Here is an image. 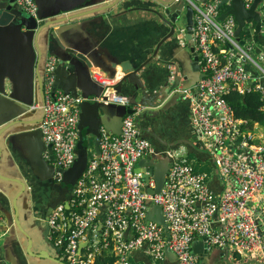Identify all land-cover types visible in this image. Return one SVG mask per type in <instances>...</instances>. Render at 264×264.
I'll return each instance as SVG.
<instances>
[{
    "label": "built area",
    "instance_id": "built-area-1",
    "mask_svg": "<svg viewBox=\"0 0 264 264\" xmlns=\"http://www.w3.org/2000/svg\"><path fill=\"white\" fill-rule=\"evenodd\" d=\"M242 1L250 9L255 0ZM188 2L194 10L188 43L197 53L202 78L193 89L181 92L191 101L193 138L212 159L222 191L210 188L207 176L194 169L185 148L157 150L141 134L136 118L143 108L135 107L133 114L124 116L119 135L101 129L97 155L87 162L69 202L56 207L48 219L50 240L68 264H96L104 254L113 257L114 264H133L131 253L139 249L154 264H162L167 252L175 257L174 264H202L192 251L202 239L208 252L235 253L241 264H260L264 258V209L252 206L264 193V141L254 135L255 127L234 116L225 100L234 88L241 96L256 92L264 102V51L247 47V37L242 36L248 34L247 28L240 34V45L232 16L218 21L222 0ZM15 3L28 17H37L34 0ZM224 6L230 9L229 4ZM260 9L264 0L255 11ZM260 21L262 34V16ZM177 32L185 36L186 29L181 26ZM57 65L56 58L45 59L43 101L34 109L42 113L38 128L52 150L55 176L61 179L62 172L76 162L81 100L53 91ZM92 77L102 89L99 102L129 107V101L115 92L119 78L108 79L99 72ZM160 157L170 165L162 190L153 194L149 191L155 189L154 177L136 166L145 158ZM153 206L161 209L165 229L147 220Z\"/></svg>",
    "mask_w": 264,
    "mask_h": 264
},
{
    "label": "crops",
    "instance_id": "crops-1",
    "mask_svg": "<svg viewBox=\"0 0 264 264\" xmlns=\"http://www.w3.org/2000/svg\"><path fill=\"white\" fill-rule=\"evenodd\" d=\"M36 2V18H30L20 10L21 13L15 16L5 13L8 17L1 20L5 23L0 31V176L5 178L0 179L1 263L50 264L48 260L31 259L26 253L25 239L14 221L12 202L15 200L20 226L25 229L34 223L39 227L37 231L34 227L33 236L42 243L40 250L48 256L46 259L64 261L58 249L55 248V252L48 250L49 244L53 245L50 229L43 238L45 229L49 228L48 219L56 207L69 202L87 162L97 155L99 128L104 126L117 136L127 110L135 107L143 108L136 122L143 130L141 134L159 151L185 148L189 155L195 156V159L189 156L192 163L199 162L202 169L206 168V163H211L214 170L210 174L207 170L201 172L207 176L210 188L221 193L223 183L213 161L204 149L197 146L191 132L190 98L181 92L197 86L202 74L193 68L188 41L179 40L175 35L161 44L169 27L154 13L160 10L159 0ZM61 28L59 34L53 33ZM65 49L75 50L83 57H74ZM49 56L56 58L58 69H70L73 80L67 81L63 77V81L67 82L66 88L81 100L76 161L81 154L79 144L84 147L87 159L85 168L78 170L73 183L67 175L73 166L62 172L61 179L55 176L53 154H49L44 146L38 129L42 113L34 109L43 101L41 82L44 62ZM80 59L85 60L89 68ZM123 63L134 68L143 66L136 76L137 85L132 86L130 82L123 85L121 96L129 101V107L99 102L101 87L93 80L92 74L99 72L106 78L117 76L120 77L119 83L126 77ZM175 68L180 83L179 94L174 92L164 108L158 107L157 93L167 85L168 76L174 74ZM253 133L264 141V131L260 127L256 126ZM159 159L167 160L165 157ZM138 163L136 168L141 173L148 169V165L139 167ZM252 206L253 209H264V193ZM203 251V245L198 244L193 252L202 254ZM130 258L133 264H154L142 249L133 251ZM174 263L175 257L167 252L162 264ZM204 264H241V261L236 259L235 253L212 249ZM260 264H264V258Z\"/></svg>",
    "mask_w": 264,
    "mask_h": 264
},
{
    "label": "water",
    "instance_id": "water-1",
    "mask_svg": "<svg viewBox=\"0 0 264 264\" xmlns=\"http://www.w3.org/2000/svg\"><path fill=\"white\" fill-rule=\"evenodd\" d=\"M189 1H191L192 3H197L198 1L201 3H206L208 0H189ZM159 2L161 3L160 10L154 11V13L155 15L158 16V18L164 24H166L169 27V33L167 36L163 38L161 44L167 39L175 36V33L178 30L177 25L179 26L181 25L186 29L185 36L177 35V39L179 40L184 39L185 41H190L191 36H192L193 12H194L192 5L188 2V0H167V1L159 0ZM259 2L260 0H255L252 6L250 7V9L245 8L242 0H222L220 4V7L222 5L229 4L230 9L227 12L220 15V17L218 18V21L221 22L228 16H232L234 18L236 22L235 36L241 45H243V42L240 40V34L242 31L247 30L245 27V22L247 20H252L253 22L256 23L255 32L256 34H260V27H261L262 22L260 21L259 13L255 11L256 5ZM35 3L38 6L36 0H35ZM18 12L21 13L20 9L17 7L15 3V0H0V31L5 26L4 21H1V20H4L5 18L8 17L7 14L5 13L15 16ZM61 30L63 29L61 28L60 30H57L56 32L53 30V33L59 34ZM55 34H52V36H54ZM189 50H190V55L192 58L193 68L194 70L199 71L198 63H197L198 62L197 53L194 51V48L192 46L190 47ZM65 52L72 54V56L74 57L76 56L83 57L82 54H79L75 50L73 51L71 49H65ZM80 60L84 62L87 68H89L85 60L84 61L82 59ZM70 64L71 66L74 67L73 62H71ZM122 68H123V73H126V77L123 78L118 83V85L114 87L115 92L118 95H122L124 83L130 82L132 86L134 84L137 85L136 76L142 71L143 66H140L139 68H134L129 63H123ZM69 72H70V69L63 70V69H58V66L56 67L55 73H54L55 82H54L53 91L55 92L56 90L61 89L60 91H62L64 94L76 97L75 94H73L70 90L66 88L67 82L63 81V77H65L67 81L70 79L71 81L73 80V75H71ZM173 72L174 74L172 76L171 75L168 76L169 82L167 83V85L164 88H161L157 93L156 101L158 102L157 104L158 107L164 108L165 105L168 103V101L174 96L173 95L174 92L178 94L177 88L179 87L180 83L178 81L177 69L175 68ZM66 73L71 75L70 78L66 75ZM114 77H117V76H114ZM108 79H113V77L108 78ZM41 88H42V82H41ZM80 106H81V103H80ZM127 114H133V111L127 110ZM138 117L139 116H137L136 118V122H137V119H139ZM79 126H80V119L78 123V130H80ZM101 129L107 130L104 126L100 127L98 131V139L100 137ZM40 136H41V133H40ZM79 138H80V131H79ZM79 146L81 148V154H79L78 156L79 160L75 162L73 167L67 173V175L70 176V183H73L75 181L78 170L80 168L84 169L86 165L87 155H86L85 149L84 147L82 148L80 144ZM97 146H98V140H97ZM47 149L50 152L49 154H52V150L50 146H47ZM167 160L156 159V161H154L152 158H145L139 161L138 163L139 167L148 165L147 172L154 177L155 189L153 191H149L150 193L158 194L162 190L164 183H165L166 175L169 170V165H170L169 161ZM142 177L143 179H147V176L145 174H143ZM0 179H5V178H1L0 176ZM12 204H14V210H15V216H14L15 225H16V228L21 232L22 234L21 236L25 239L26 253L28 254V256L31 259H35L39 261L48 260L50 264H66V262L64 261H56V260L51 261L49 259H46L48 258V256H46L44 252H41L42 250H40L42 243L38 239L36 241L33 236V229L34 227H36V224L32 223L28 228L23 229L22 226H20V222H19V212L16 208V200L13 201ZM262 218L264 219V213L262 215ZM147 220L153 221L163 226L164 229L166 228V224L164 223V220L161 214V209L158 206L152 207L151 212L147 215ZM256 223L260 224V222H256ZM37 230H39V227H36L35 231ZM48 232H49V228L47 227L44 231L43 238L46 237ZM4 233L7 234V232H4ZM203 240L204 239H202L201 241H198L192 246V251H194L198 244L203 245L204 251L202 254L195 252V254L199 255L200 261L202 262V264H204V259L208 256V251L206 249L207 246L204 244Z\"/></svg>",
    "mask_w": 264,
    "mask_h": 264
},
{
    "label": "trees",
    "instance_id": "trees-1",
    "mask_svg": "<svg viewBox=\"0 0 264 264\" xmlns=\"http://www.w3.org/2000/svg\"><path fill=\"white\" fill-rule=\"evenodd\" d=\"M227 7L223 6L221 10L223 12L227 11ZM243 37H247V33L242 34ZM259 35H255L256 40H259ZM264 40V37L262 38ZM226 102L231 107L234 116L237 119L247 121V126L252 128L254 126H259L264 131V110L262 109L264 102L260 100L258 93L253 92L245 96H241L237 93L234 88L225 96ZM114 258L105 254V256L100 257L96 264H114Z\"/></svg>",
    "mask_w": 264,
    "mask_h": 264
},
{
    "label": "rangeland",
    "instance_id": "rangeland-1",
    "mask_svg": "<svg viewBox=\"0 0 264 264\" xmlns=\"http://www.w3.org/2000/svg\"><path fill=\"white\" fill-rule=\"evenodd\" d=\"M259 14H260V16H262L263 18H264V9H260L259 10ZM254 26H255V24H254V22L252 21V20H250V21H247L246 22V28L247 29H249V32H248V36H247V38H246V40H247V47H252V50H253V52H257V51H264V41L262 40V38L264 37L262 34H260L259 36H258V38H259V40H256V38H255V32H254ZM177 27H179V25H177ZM260 65V64H259ZM261 66V65H260ZM262 68H264L263 66H261ZM189 89V88H188ZM138 127H139V129H140V131L143 133V130L141 129V127L138 125ZM262 129V128H261ZM263 130V129H262ZM191 158H193V159H195V156L194 155H189ZM192 161V160H191ZM194 163V162H193ZM192 163V164H193ZM207 165H205V169H202L201 167V165L199 164V162H195L194 164H193V167H194V169L196 170V171H198V172H201V171H209L208 173L210 174V171L212 170H214V168H213V166L211 165V163H206ZM204 167V166H203ZM207 173V174H208ZM49 247H50V249H48L49 251H53V252H55L54 250H55V248H54V246L50 243L49 244ZM55 255L56 256H59V254L58 253H55ZM30 258V257H29ZM63 258V257H62ZM42 261V260H41ZM31 264H36V262H32ZM37 264H41V263H37Z\"/></svg>",
    "mask_w": 264,
    "mask_h": 264
},
{
    "label": "clouds",
    "instance_id": "clouds-1",
    "mask_svg": "<svg viewBox=\"0 0 264 264\" xmlns=\"http://www.w3.org/2000/svg\"><path fill=\"white\" fill-rule=\"evenodd\" d=\"M208 1H209V0H208ZM208 1H207V2H208ZM200 3H201V2H200ZM200 3H199V4H200ZM194 4H198V3H194ZM222 6H224V5H222ZM228 10H229V9H227V11H228ZM227 11H226V12H227ZM223 13H225V12H223ZM223 13H222V14H223ZM222 14H221V15H222ZM219 17H220V16H219ZM254 23H255V22H254ZM255 26H256V23H255ZM255 34H256V32H255ZM175 35H180V34H178V32H176ZM256 35H260V34H256ZM188 42H189V41H188ZM240 45H241V44H240ZM52 57H53V56H52ZM54 58H55V57H54ZM197 63H198V62H197ZM114 78H116V77H114ZM114 78H113V79H114ZM117 78H119V77H117ZM119 80H120V79H119ZM119 80H118V81H119ZM117 83H118V82H117ZM117 83H116V84H117ZM115 86H116V85H115ZM42 88H43V82H42ZM177 89H178V88H177ZM101 92H102V91H101ZM177 92H178V90H177ZM178 94H179V92H178ZM182 94H183V93H182ZM120 96H121V95H120ZM79 116H80V115H79ZM40 122H41V121H40ZM39 124H40V123H39ZM256 126H257V125H256ZM256 126H254V127H256ZM258 127H259V126H258ZM38 129H39V128H38ZM42 141H43V140H42ZM43 143H44V142H43ZM44 145H45V144H44ZM46 147H47V146H46ZM53 157H54V156H53ZM53 246H54V244H53ZM54 248H56V247L54 246ZM59 252H60V251H59ZM60 254H61V253H60ZM61 256H62V255H61ZM62 257H63V256H62ZM63 259H64V258H63ZM64 262H66L65 259H64ZM66 264H68V263L66 262Z\"/></svg>",
    "mask_w": 264,
    "mask_h": 264
}]
</instances>
